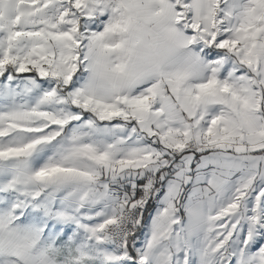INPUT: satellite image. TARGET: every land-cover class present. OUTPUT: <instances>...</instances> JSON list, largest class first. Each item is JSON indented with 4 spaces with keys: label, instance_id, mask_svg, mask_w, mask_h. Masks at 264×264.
I'll list each match as a JSON object with an SVG mask.
<instances>
[{
    "label": "snow or ice",
    "instance_id": "snow-or-ice-1",
    "mask_svg": "<svg viewBox=\"0 0 264 264\" xmlns=\"http://www.w3.org/2000/svg\"><path fill=\"white\" fill-rule=\"evenodd\" d=\"M0 264H264V0H0Z\"/></svg>",
    "mask_w": 264,
    "mask_h": 264
}]
</instances>
